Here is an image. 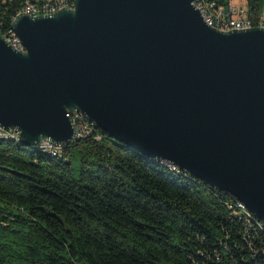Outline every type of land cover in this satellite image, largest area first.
I'll return each instance as SVG.
<instances>
[{
	"label": "water",
	"instance_id": "1",
	"mask_svg": "<svg viewBox=\"0 0 264 264\" xmlns=\"http://www.w3.org/2000/svg\"><path fill=\"white\" fill-rule=\"evenodd\" d=\"M0 35V128L68 146L81 112L140 154L243 203L264 224V27L220 31L196 0H75Z\"/></svg>",
	"mask_w": 264,
	"mask_h": 264
},
{
	"label": "trees",
	"instance_id": "2",
	"mask_svg": "<svg viewBox=\"0 0 264 264\" xmlns=\"http://www.w3.org/2000/svg\"><path fill=\"white\" fill-rule=\"evenodd\" d=\"M27 2L0 0L2 37ZM246 2L258 27L264 0ZM83 124L51 151L0 131V264H264V224L231 194Z\"/></svg>",
	"mask_w": 264,
	"mask_h": 264
},
{
	"label": "built area",
	"instance_id": "3",
	"mask_svg": "<svg viewBox=\"0 0 264 264\" xmlns=\"http://www.w3.org/2000/svg\"><path fill=\"white\" fill-rule=\"evenodd\" d=\"M206 0H196V7L201 11L205 22L216 29H222V31L231 30H244L253 28L254 26L246 18V12L241 9L235 8L230 5L228 10L219 8L212 10L211 6L206 5ZM71 0H45L44 2H38V0H28L24 9L20 14H25L33 17L47 16L59 12L62 9H69V3ZM258 27H264V20ZM9 46L13 49L21 52V40H16V37L12 33L4 37ZM72 122H74V128L78 129V138L82 133H88L87 126L84 125L85 116H81L80 112H72ZM0 131H4L0 128ZM10 136L19 138V132L16 129L5 131ZM6 134V135H7ZM41 147L51 151L55 146L50 141H42ZM178 169V168H176ZM179 170V169H178ZM240 207V206H239Z\"/></svg>",
	"mask_w": 264,
	"mask_h": 264
},
{
	"label": "bare ground",
	"instance_id": "4",
	"mask_svg": "<svg viewBox=\"0 0 264 264\" xmlns=\"http://www.w3.org/2000/svg\"><path fill=\"white\" fill-rule=\"evenodd\" d=\"M74 6H75V1H74V3L71 5V4H69V9H72V8H74ZM218 30H220V31H222V29H218ZM13 36H15L16 37V40H20L17 36H16V34L14 33L13 34ZM25 51V49H24V47H23V45H21V52H24ZM83 114L81 113V116H82ZM84 116V115H83ZM70 118H71V120H72V114H70ZM73 123V126H74V122H72ZM75 137H76V135H78V129H76L75 130ZM12 137H14L16 140H19V138H17V137H15V136H12ZM39 148V147H38ZM42 148H44V147H42ZM45 149V148H44ZM165 164V163H164ZM166 166H168V167H174L175 169H176V167L175 166H173L172 164H165ZM178 170V169H177ZM178 171H180V170H178ZM241 203V202H240ZM243 204V203H242ZM244 205V204H243ZM245 206V205H244ZM246 207V206H245ZM260 222V221H259Z\"/></svg>",
	"mask_w": 264,
	"mask_h": 264
},
{
	"label": "rangeland",
	"instance_id": "5",
	"mask_svg": "<svg viewBox=\"0 0 264 264\" xmlns=\"http://www.w3.org/2000/svg\"><path fill=\"white\" fill-rule=\"evenodd\" d=\"M231 2H232L231 5L234 6L235 8L241 9L243 12L246 10L247 7L246 0H232ZM263 20H264V16H263ZM169 168L177 171V169H175L174 167H169Z\"/></svg>",
	"mask_w": 264,
	"mask_h": 264
}]
</instances>
